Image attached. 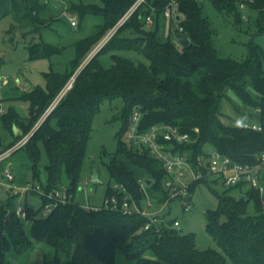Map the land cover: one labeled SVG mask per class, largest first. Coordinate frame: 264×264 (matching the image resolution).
Listing matches in <instances>:
<instances>
[{"label": "trees", "instance_id": "trees-1", "mask_svg": "<svg viewBox=\"0 0 264 264\" xmlns=\"http://www.w3.org/2000/svg\"><path fill=\"white\" fill-rule=\"evenodd\" d=\"M134 1L102 0V7L74 3L71 10L80 17L99 15L105 21L104 26L94 35L75 43L76 57L67 73L52 69L44 72L45 87L37 86L18 98L28 103L25 117L14 108L0 116H6V126L14 137L12 146L35 127L22 147L30 162V183L38 184L35 180L42 146L48 159L47 182L39 184L46 193L66 187L73 196L70 203L57 206L49 214L26 205L27 218L23 220L15 214L17 207L13 200L16 195L8 194L0 204V264H9L10 251L23 255L32 249L34 242L46 243L55 250V264L61 263L60 257L64 264H118L116 254L119 251L135 264H264V192L249 186L248 182L226 186L223 178L208 174L210 151L230 158L233 164L251 167L260 164L264 152V47L250 44L248 57L243 61L219 57L214 44L217 31L204 16L199 0H179L171 18L164 16L166 0H148L156 7L154 24H146L145 16L150 9L144 4L98 52L106 48L134 50L144 56L146 62L137 63L114 55L112 66L104 68L97 60V53L38 125L79 68L81 60L117 24ZM49 2L0 0V21L12 17L24 36L33 35L28 45L31 61L51 59L63 51L43 39V31L51 29L58 20L53 13L48 17L44 14ZM211 3L218 11L232 14L236 24L243 23L245 13L238 0H211ZM247 9L259 14L256 27L264 33V0L248 2ZM162 19H170V25H176V40L161 39L159 25ZM181 39L190 42L182 46ZM230 93L241 107L229 98ZM118 97L123 101L120 115L123 126L117 137L118 152L105 163L111 181L105 199L127 195L142 206V187L145 185L156 207L163 205L170 197L166 187L170 175L163 162L148 149L140 150L126 140L122 141V137L126 136L135 111L140 113V132L155 125L178 127L182 133L190 135V140L166 142V149L186 155L192 168L202 173L201 178L190 183V201L199 183L221 181L225 187L217 193V210L205 213L206 231L221 251L199 250L195 234L181 233L179 228L172 226L174 220L166 219V224L144 230L149 221L147 217L125 215L105 207L91 210L75 202L94 116L105 100ZM224 98H229L238 114L249 115L261 130L238 123L227 124L220 109ZM15 128L19 130L18 134ZM119 155L150 177L146 181L138 180L133 169ZM260 182L264 188V166L260 168ZM233 189L240 192V197L230 195ZM41 199L43 205L50 201L47 197ZM26 223L30 224L29 232Z\"/></svg>", "mask_w": 264, "mask_h": 264}, {"label": "rangeland", "instance_id": "rangeland-1", "mask_svg": "<svg viewBox=\"0 0 264 264\" xmlns=\"http://www.w3.org/2000/svg\"><path fill=\"white\" fill-rule=\"evenodd\" d=\"M199 1L202 3L204 16L209 19L217 31L214 44L219 57L243 61L248 57L250 44L264 47V33L256 27V20L259 15L256 11L251 9L244 10L246 20L244 19L243 23L236 24L232 14L218 11L211 3V0ZM81 2L86 5L103 6L102 0H53L49 2L50 9L48 8L44 14L48 17L51 16L50 13H53L58 20L53 23L51 29L43 31V39L63 49L60 54L52 56L51 59L31 61L29 59L28 45L33 35L24 36L23 31L14 24L12 17H6L0 21V82L2 83L0 99L4 102L6 111L9 108L16 109L18 105L19 107L17 106V108L20 113L27 115L28 103L19 101L18 98L37 86H45L43 72H48L52 69L55 72L67 73L70 70V63L76 57L75 43L94 35L98 29L104 26L105 21L99 15L88 14L82 18L73 9L71 10V6L74 3ZM72 17L77 22L76 26L71 25ZM170 23V19H162L160 21L159 35L163 41L177 39L176 25L171 26ZM119 34H121L120 36L123 35L122 33ZM35 40H38L37 35H35ZM98 54L97 60L104 68L112 66V56L114 55L131 59L137 63L146 62L144 56L134 50L106 48ZM91 59L89 52L81 60L79 68L70 81L73 78L75 80L77 74ZM229 98L232 99L237 107H241L240 102L232 93L229 94ZM229 98H224L220 104L223 119L227 124L254 122L249 115L238 114ZM122 107L123 101L120 97L113 100H105L94 116L91 138L87 145L81 179L74 199L75 202L83 206L100 207L104 203L107 187L111 182L105 163L108 162L110 156H114L118 152L119 141L117 137L121 133L123 126L120 118ZM241 109L249 113V110L243 107ZM5 117H0V152L12 147L14 141L11 130L6 126ZM15 126L18 127L17 125ZM34 128L27 135H32ZM125 137L123 135L122 141H125ZM209 148L207 147L208 150H210ZM119 158L133 169L138 179L146 181L150 177L144 170L133 167L124 156L119 155ZM47 163L46 151L41 146L38 177L35 180L38 184L45 185L47 182ZM7 164L13 166L16 174V186H20L21 182L32 179L30 162L25 149L16 150L6 161L0 162V204L9 196L1 185L3 181L2 172ZM95 173L98 176V181H93ZM64 183H67V180ZM224 189L225 187L221 181L216 183L210 180L209 184L199 183L192 195L191 209L189 211L184 210V201L182 199H175L159 215L168 220H178L181 233H194L199 250L214 249L221 251L218 244L206 231L205 213L217 210L219 203L217 193H221ZM143 191L144 200L142 206L148 207L152 204L153 209L151 210L157 209L158 207H156L147 186ZM229 193L236 197L241 195L236 189L231 190ZM13 204L15 208L27 205L36 211L41 210V213L44 214L42 209L43 201L38 194L18 191L14 197ZM25 228L29 232L30 224L26 223ZM55 256V250L43 242H34L32 249L23 255H18L14 251H10L8 254L9 264H55ZM116 259L118 264H135L133 261H128L120 251L117 252ZM60 260V264H64L63 257H60ZM229 264L232 263L229 262Z\"/></svg>", "mask_w": 264, "mask_h": 264}, {"label": "built area", "instance_id": "built-area-1", "mask_svg": "<svg viewBox=\"0 0 264 264\" xmlns=\"http://www.w3.org/2000/svg\"><path fill=\"white\" fill-rule=\"evenodd\" d=\"M52 1V0H48ZM167 4L164 8V16L171 18L174 16L175 10L179 5V0H166ZM240 9L242 12L246 10L248 2L252 0H238ZM149 6V13L145 16V22L148 26L154 24V16L156 13V7L150 5L148 0H135L132 6L122 15L117 24L110 29L104 37L93 47L90 52L91 58H93L114 36L116 31L129 20V18L143 5ZM243 18L246 20L245 14ZM71 25L76 26L77 22L74 17L71 18ZM72 81H70L66 87L57 96L49 109L44 114L38 125L51 113L59 100L63 95L72 87ZM2 90V83L0 82V92ZM6 113V107L3 101L0 99V116ZM140 120V113L135 111L132 117V123L127 131L125 140L127 143L133 145L137 149H148L152 155L163 162L165 168L169 172L170 177L166 181V187L170 190V197L160 207L155 210L153 205L148 207L139 206L135 200L131 197L124 195L122 198L118 196H111L104 199V203L100 207L84 206L91 210H99L102 207L109 208L111 210L120 211L125 215L138 214L147 217L149 221L144 226V230H150L154 227H159L160 224H166V218L159 215V213L171 204L175 199H182L184 201V210L189 211L191 209L190 196L188 194L190 183L202 177L201 172H196L186 155L172 152L166 149V142L170 143H184L190 140L188 133H182L178 127L170 125H155L145 132H140L138 129ZM241 126L251 128L253 130H261V126L258 123H241ZM31 135H27L19 140L11 148L4 152H0V162L6 161L16 150L25 146ZM209 167L208 174L213 175L216 178H223L226 186H233L240 184L241 182H248L249 186L259 189L260 192H264V188L260 182V168L264 166V152L260 156V164L257 167H251L249 165L233 164L232 160L226 156H222L216 151H210L209 153ZM3 182L2 185L6 188L9 195H16L19 190L15 185L16 175L11 164H7L2 172ZM146 186L143 185V189ZM114 188H117L115 186ZM66 187H62L59 190L46 193L44 187L40 184H27L23 188L26 193H34L40 195V197H47L50 201L43 205L44 214L51 213L54 208L61 204L70 203L73 196L69 194ZM152 196V195H151ZM153 197V196H152ZM15 214L18 218L25 220L27 218V211L25 207H17ZM174 228L180 227L178 220L173 221Z\"/></svg>", "mask_w": 264, "mask_h": 264}, {"label": "water", "instance_id": "water-1", "mask_svg": "<svg viewBox=\"0 0 264 264\" xmlns=\"http://www.w3.org/2000/svg\"><path fill=\"white\" fill-rule=\"evenodd\" d=\"M177 18H179V16H177ZM189 39H181L180 40V44L182 45V46H187L188 44H189ZM15 133L16 134H18L19 133V130L17 129V128H15ZM93 181H98V176H97V174L95 173L94 174V176H93ZM150 180H148V183L150 184ZM73 184H74V181H72L71 182V185L73 186Z\"/></svg>", "mask_w": 264, "mask_h": 264}, {"label": "crops", "instance_id": "crops-1", "mask_svg": "<svg viewBox=\"0 0 264 264\" xmlns=\"http://www.w3.org/2000/svg\"><path fill=\"white\" fill-rule=\"evenodd\" d=\"M40 60H43V59H40ZM44 73V72H43ZM45 85H46V81H45ZM45 87V86H44ZM18 106V105H17ZM17 106H16V111L22 116V117H25L26 115L25 114H22V113H20V111L18 110V108H17ZM19 107V106H18ZM13 167V166H12ZM16 175V174H15ZM2 180H3V175H2ZM138 180H140V179H138ZM3 182V181H2ZM29 180H27V181H25V182H21L20 183V186H18V188H19V190L20 191H23V188L25 187V186H27V184H29ZM2 185V184H1ZM2 187L4 188V190H5V192H7L6 191V188L2 185Z\"/></svg>", "mask_w": 264, "mask_h": 264}]
</instances>
